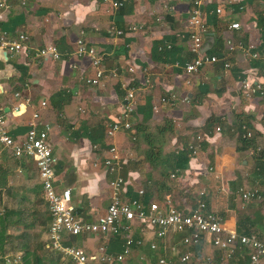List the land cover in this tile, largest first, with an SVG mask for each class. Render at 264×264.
I'll use <instances>...</instances> for the list:
<instances>
[{
	"label": "crops",
	"instance_id": "obj_1",
	"mask_svg": "<svg viewBox=\"0 0 264 264\" xmlns=\"http://www.w3.org/2000/svg\"><path fill=\"white\" fill-rule=\"evenodd\" d=\"M116 1L122 6L111 11L100 0H24L23 4L21 0H0V31L10 37L23 33L29 51L28 55H13L0 67V110L7 133L22 138L31 113L39 112L50 125L48 142L56 158L54 187L70 191V204L84 222L94 221L108 204L111 176L101 160L112 145L124 163L118 172L124 182V201L143 189L144 203L161 206L169 198L174 207L183 210L203 191L207 211L221 217L225 231L253 234L264 242V201L243 203L238 196L240 189L253 187L264 175L262 159L248 153L256 145L264 148L261 101L242 99L238 80H263L264 63L251 60L252 51L235 49L225 56L228 69L217 62L186 75L183 65L192 58L186 22L190 0ZM164 1H169L171 10L156 22ZM200 9L206 27L202 54L221 56L229 39L243 48L253 45V51L264 56V0H201ZM231 23H238L239 30H228ZM131 25L142 29L125 32ZM110 27L123 34L110 35ZM80 36L101 54L104 71L117 69L116 78L105 77L96 87L82 82L92 71L86 57L73 54L75 39ZM47 45L56 47L60 59L35 61L31 53ZM127 67L132 68L131 74L125 71ZM11 78L21 81L10 85ZM124 82L137 88L132 126L107 139L105 127L117 120L124 105ZM171 94L175 96L172 103H159L161 97ZM41 101L44 108H40ZM153 105L158 106L156 112ZM240 123L251 130L250 139L239 138ZM196 135L202 137L200 150L170 178L175 170L172 155ZM4 214L10 225L17 223L6 234L42 236L37 242H44L48 213L33 161L14 159L0 151V218ZM24 222L30 224L27 229L20 224ZM131 236L135 244L129 255L113 264H158L159 259L179 264L177 258L186 250L191 256L184 264H204L205 257L214 264H247L245 249L236 248L224 260L207 236L197 246L185 248L180 244L182 233L168 230L158 239L153 229L135 223ZM64 241L82 250L90 264H101L96 257L98 246L117 253L122 244L120 238L99 235L64 236ZM150 244L155 248L150 249ZM6 258L13 264L16 257Z\"/></svg>",
	"mask_w": 264,
	"mask_h": 264
},
{
	"label": "built area",
	"instance_id": "obj_2",
	"mask_svg": "<svg viewBox=\"0 0 264 264\" xmlns=\"http://www.w3.org/2000/svg\"><path fill=\"white\" fill-rule=\"evenodd\" d=\"M106 4L109 10H117L122 6L120 1L116 0H100ZM201 0H190L191 7L187 15L189 52L192 58L183 65V71L186 75L197 73L203 66L207 64L221 63L222 68L228 69L229 63L225 60L231 51L242 49L249 54L251 60H261L264 63V56L258 55L253 51V45L248 44L244 48L241 43H233L229 39L225 40L226 51L221 56L202 54L200 52L202 38L206 33V27L201 17L200 9ZM24 0H21V4ZM161 11L155 16L156 22L161 20V14L171 10L169 1H164ZM216 14L219 9L214 11ZM238 23H231L227 26L230 31L239 30ZM141 26H127L125 32L133 33L140 31ZM110 35L118 37L123 31L110 27L108 29ZM26 36L18 33L14 37H10L7 32L0 31V55L3 60H7L17 53L28 55L29 51L25 46ZM165 48H170L166 45ZM161 50V48H158ZM73 54L76 57H86L92 71L91 77H83L82 82L89 87H96L105 77L116 78L117 69L104 71L102 68V56L93 47L87 46L80 37L75 39ZM31 57L35 61L58 60L61 55L53 45L41 47L31 53ZM125 71L128 74L133 72L131 67H127ZM144 83H147L145 81ZM188 82H186L187 84ZM124 92V105L117 120L105 127L104 135L107 139L113 137L118 131H129L131 129V116L135 111L137 104V88L128 82L121 84ZM239 95L244 100L256 98L261 101V117L264 121V79L249 80L246 77L238 80ZM0 92L2 89L0 87ZM14 96H18L17 93ZM175 100L174 95H168L159 99L160 104L172 103ZM45 107V102H40V108ZM157 105L152 106V111L156 112ZM239 138L248 140L252 136V132L244 123L238 126ZM215 132L219 131L216 127ZM50 125L43 121L39 112L33 111L28 122V129L24 136L20 139L12 138L8 133L5 125L4 115L0 110V151H4L11 158L20 159L27 158L33 161L37 171V177L40 183L43 199L47 206L50 221L47 229L48 243L46 248L51 251L60 253L68 259L72 264H90L86 255L82 250L66 244L64 236L78 237L85 235H99L102 237H114L122 240L121 249L117 253L106 251L105 245H100L96 249V257L101 264L120 263L129 255L132 244V227L133 223L140 227L153 229L154 237L161 239L168 230L174 233H182L183 236L180 244L185 247L197 246L203 236L209 238L211 247L221 253L225 260L230 259L235 249L240 247L247 251V264H264V242L260 241L255 235H240L234 232L225 231L222 226V219L219 215L208 212L204 201V192L200 191L193 198L191 204L186 209H177L169 198H165L161 206L155 203L143 202V189H139L135 198L124 201L122 199L123 180L118 172L123 167L122 159L118 150L114 146L106 149L107 156L101 160V166L106 174L111 178L108 181V204L105 211L92 222H84L80 219L75 208L70 204V191L68 189L57 190L54 187V168L56 166V158L52 154L48 133ZM202 137L196 135L192 142L186 144V150L189 156L193 157L200 150ZM180 150L175 151L178 154ZM250 156L258 154L264 162V148L256 145L248 150ZM210 170V168H208ZM178 173L175 169L169 176L174 178ZM149 184V182H147ZM239 199L243 203L262 202L264 201V175L261 182L255 184L249 189L238 191ZM150 249H154L155 245L150 244ZM190 252L186 250L181 253L177 262L184 264L190 260ZM3 263L9 264L6 257L0 259ZM13 264H18V257L13 259ZM158 264H168L163 259L157 261ZM204 264H214L210 257L204 258Z\"/></svg>",
	"mask_w": 264,
	"mask_h": 264
},
{
	"label": "trees",
	"instance_id": "obj_3",
	"mask_svg": "<svg viewBox=\"0 0 264 264\" xmlns=\"http://www.w3.org/2000/svg\"><path fill=\"white\" fill-rule=\"evenodd\" d=\"M6 60H3L0 55V67H2V63H5ZM20 78H11L9 80L10 85L14 83H19ZM139 101V98H138ZM138 104V102H137ZM137 108V105H136ZM189 152L186 150V144L183 145L181 151L178 154H174L171 157V168L173 169H182L189 159ZM259 159L260 156L257 155ZM263 162V161H262ZM264 164V162H263ZM48 213V211H47ZM50 217L48 213L47 222L49 225ZM7 219L6 214H4L3 218H0V259L3 257H8L13 255L14 257H18V264H72L68 259L63 257L60 253L51 251L46 248V244L48 243V234L47 230L45 233L44 242L38 243L37 239L40 237H34L27 234H6V230L9 228H17L15 227L17 223H11ZM23 229H27L30 224L27 222L20 223ZM48 229V226H47ZM40 240V239H39ZM69 244V243H66ZM0 264H5L0 260Z\"/></svg>",
	"mask_w": 264,
	"mask_h": 264
}]
</instances>
